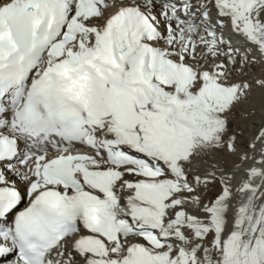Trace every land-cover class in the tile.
I'll list each match as a JSON object with an SVG mask.
<instances>
[{
	"label": "snow or ice",
	"instance_id": "1",
	"mask_svg": "<svg viewBox=\"0 0 264 264\" xmlns=\"http://www.w3.org/2000/svg\"><path fill=\"white\" fill-rule=\"evenodd\" d=\"M0 264H264V0H0Z\"/></svg>",
	"mask_w": 264,
	"mask_h": 264
}]
</instances>
